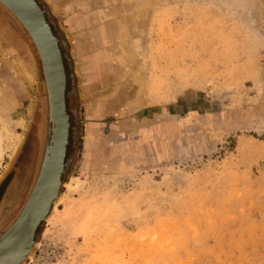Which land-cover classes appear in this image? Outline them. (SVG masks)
Masks as SVG:
<instances>
[{
    "label": "rangeland",
    "instance_id": "1",
    "mask_svg": "<svg viewBox=\"0 0 264 264\" xmlns=\"http://www.w3.org/2000/svg\"><path fill=\"white\" fill-rule=\"evenodd\" d=\"M37 2L71 126L66 212L28 264H264V0ZM41 80L0 7V233L32 184Z\"/></svg>",
    "mask_w": 264,
    "mask_h": 264
},
{
    "label": "bare ground",
    "instance_id": "2",
    "mask_svg": "<svg viewBox=\"0 0 264 264\" xmlns=\"http://www.w3.org/2000/svg\"><path fill=\"white\" fill-rule=\"evenodd\" d=\"M153 1L155 0H152V2ZM10 2L13 5V8L20 15L25 17L27 16L29 18L28 20L29 24L34 29L33 31L38 36L39 43H41V46L45 52L48 65L51 70L50 77L52 78L53 81L51 85H52V95L54 100L53 115L55 122L54 124L51 125L52 126L51 129L53 130H51L50 137L47 141V147H46L47 152L43 154L45 151L43 152L42 147L44 146L45 143L44 139H46L47 120L42 107V104L44 103L45 99L42 98L41 96L39 109H38L39 116H38L37 128H36L37 133L35 135L39 142L35 170L39 169L40 161L42 163V166L43 165L45 166H43L44 169L41 178L37 183L36 188L33 191L32 197L30 198L31 199L30 209L24 216V221H23L25 224L22 227L20 228L18 227L17 229H15L13 235L0 247V257L6 255L10 256L13 253H15L17 250L21 249L22 247L25 248L31 244L32 236L34 233V231L32 230L35 224L37 223L38 219H40V217L44 214L49 201L52 199V194L54 193L56 187L60 182L66 183V181H62V173L65 168L64 157L66 153L67 144L69 142V137H70L69 131L71 126L70 114L68 113V108L66 103V87L65 88L63 87V83H66V70L62 69L63 70V74H62V71L60 69V60L58 58L57 48L54 42L55 39H53V37L50 36L49 30L46 24L44 23L43 16L36 3H34L32 0H12ZM132 15H133L132 17L133 19L131 20V31L137 34L143 33V28H144L143 20L146 19V17H148L147 13L145 11L141 13L136 12ZM142 57H143V50L139 54L137 60L134 61V65L135 64L137 65V61H139L140 58L142 59ZM20 120H24V119L19 118V124L21 123ZM89 131H88V137L89 139H91L92 138L91 136H93V134L91 133V131L90 132ZM3 153H4L3 135L0 130V164L3 158ZM86 163L87 162H85V164ZM34 175L35 174H33V178ZM66 184L68 185V183ZM65 212L66 211L63 212V210L61 211L57 207V205H55V207L53 208V212L51 214L52 219L51 220L49 219L50 224L53 225L54 223L58 222V220L63 216ZM118 257L119 256H117V258ZM117 258L114 259L115 261H112L113 259H111V261L109 259L107 260L110 261L111 264H114V262L115 263L117 262ZM13 259L14 260L12 261V263L14 264L16 260H18V258L17 256H14ZM107 260L105 259L104 262ZM123 262L126 261H122V263ZM107 263L105 262L104 264Z\"/></svg>",
    "mask_w": 264,
    "mask_h": 264
},
{
    "label": "water",
    "instance_id": "3",
    "mask_svg": "<svg viewBox=\"0 0 264 264\" xmlns=\"http://www.w3.org/2000/svg\"><path fill=\"white\" fill-rule=\"evenodd\" d=\"M12 0H0V7L6 11L9 16L16 22V24L22 29V31L26 34L28 40L33 46L34 52L36 54L37 59L39 60L40 67H41V72H42V80H41V87H42V98L45 99L44 103L42 104L43 111L46 115V138L50 137L51 134V125L54 124V115H53V107H54V100H53V95H52V78L50 77V68L47 62V58L45 56V52L41 46V43H39L38 36L34 33V29L30 26L29 24V18L26 16L20 15L14 8L13 5L11 4ZM34 3H36L39 7V10L43 16L44 23L46 24L50 36L55 39V45L57 48V53H58V58L60 60V69L63 74V70L65 69V64L63 61L61 49H60V41L58 40L57 36L53 34L51 25L49 21L46 18V15L44 13V9L41 7V5L37 2V0H32ZM28 22H27V21ZM67 58L68 54H67ZM62 66V67H61ZM65 71V70H64ZM63 87H66V83H63ZM63 92V91H62ZM47 151L44 152V154ZM45 166V165H43ZM43 166L42 163L40 162L39 164V169L37 170L32 184L30 186V189L28 191V194L15 215V217L10 221V223L2 230L0 233V247L13 235L15 229L18 227H22L25 223L24 221V216L30 209V203H31V197L33 195V191L37 186V183L39 182L41 175L43 173ZM65 183H59L58 186L56 187L54 193L52 194V199L49 201L47 208L44 212V214L38 219L37 223L35 224L34 228L32 231H34L33 236H32V241L31 244L28 247L21 248L17 250L15 253H13L10 256H3L0 257V264H13L12 261L14 260L13 257L17 256L18 260L14 264H28L29 260L31 259L32 255L35 252V249L38 246V242L36 241V233L38 230L39 225L43 222H47L51 218V214L53 212V208L57 203L60 201L62 192L60 191V188L64 185ZM54 206V207H53Z\"/></svg>",
    "mask_w": 264,
    "mask_h": 264
},
{
    "label": "flooded vegetation",
    "instance_id": "4",
    "mask_svg": "<svg viewBox=\"0 0 264 264\" xmlns=\"http://www.w3.org/2000/svg\"><path fill=\"white\" fill-rule=\"evenodd\" d=\"M49 138H46L44 139V146L42 147L43 149V152L44 151H47L46 150V147H47V141H48ZM34 145L32 148H30L25 154V159H29V172H28V176H29V183L31 184L32 182V178H33V174H36V171L37 169L35 170L36 168V159H37V155H38V147H39V142H38V139L36 138V136L34 137ZM68 148H69V145L67 144V148H66V153H65V157H64V164H65V168L63 170V173H62V181H64V176L67 172V169H68V157H69V154H68ZM44 154V153H43ZM41 162V161H40ZM35 176V175H34Z\"/></svg>",
    "mask_w": 264,
    "mask_h": 264
}]
</instances>
